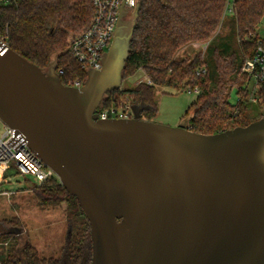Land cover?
I'll return each instance as SVG.
<instances>
[{"label":"water","instance_id":"water-1","mask_svg":"<svg viewBox=\"0 0 264 264\" xmlns=\"http://www.w3.org/2000/svg\"><path fill=\"white\" fill-rule=\"evenodd\" d=\"M139 6L120 43L122 5L102 67L81 87L0 38V120L77 199L90 225L89 264H264V117L214 134L187 120L97 117L122 83Z\"/></svg>","mask_w":264,"mask_h":264},{"label":"trees","instance_id":"trees-1","mask_svg":"<svg viewBox=\"0 0 264 264\" xmlns=\"http://www.w3.org/2000/svg\"><path fill=\"white\" fill-rule=\"evenodd\" d=\"M227 1L138 0L121 74L124 81L140 70L146 80L107 92L96 112L129 105L133 115L151 121L158 110L155 87L177 90L184 86L199 90L186 111L193 132L214 134L264 117V90L257 102H251L241 70L243 61L254 54L258 40L264 46V38L255 33L264 16V0H231L237 51L216 36ZM130 14L134 17L133 10ZM92 15L91 0H19L0 5V38L43 72H54L63 85L71 86L76 80L84 85L88 71L72 58L69 46L72 36L86 29ZM193 45L205 47L193 56L179 55ZM232 92L234 102L230 100ZM25 185L42 207L65 204L68 235L60 256L46 257L31 244L18 216L0 218V264H89L90 225L77 199L56 177L39 184L25 179Z\"/></svg>","mask_w":264,"mask_h":264},{"label":"rangeland","instance_id":"rangeland-1","mask_svg":"<svg viewBox=\"0 0 264 264\" xmlns=\"http://www.w3.org/2000/svg\"><path fill=\"white\" fill-rule=\"evenodd\" d=\"M232 15L233 12L224 14L216 30V36L219 37L222 43L237 51L238 39ZM121 19L127 25L131 24L133 17L127 8ZM255 31L259 38H264V16ZM201 50L202 47H199V45H193L190 48L183 49L179 55L182 57L193 56ZM145 80L142 71L139 70L133 76L122 81L120 87L130 88ZM188 89L184 86H180L177 90L156 86L154 99L158 110L151 121L171 127L186 121L190 115H186L187 108L196 96L194 91ZM230 100L235 101V92H232ZM133 116L132 112L129 118ZM2 127L3 122L0 120V133ZM25 179H31V177L16 174L12 168L8 169L3 175L0 181V218L18 216L22 221L29 241L37 252L46 257H58L68 235L65 204L42 207L38 204L33 191L25 185Z\"/></svg>","mask_w":264,"mask_h":264},{"label":"built area","instance_id":"built-area-1","mask_svg":"<svg viewBox=\"0 0 264 264\" xmlns=\"http://www.w3.org/2000/svg\"><path fill=\"white\" fill-rule=\"evenodd\" d=\"M17 1L19 0H0V5ZM137 3L138 0H91V21L82 33L72 36L69 46L72 58L83 70H99L102 67V58L113 37L120 8L124 5L131 12ZM229 12H233L231 0L227 1L225 7V13ZM204 47L202 46V50ZM241 70L247 79L250 101L255 103L259 100L261 90H264V46L261 40H258L254 54L243 61ZM71 86L81 87L82 83L76 80ZM188 90L196 94L199 92L197 87ZM132 112L131 107L126 105L123 109L112 107L96 113L99 119H108L129 118ZM11 168L19 175L31 177L30 180L38 184L51 177L57 178L54 171L28 147L23 135L3 123L0 133V181Z\"/></svg>","mask_w":264,"mask_h":264},{"label":"flooded vegetation","instance_id":"flooded-vegetation-1","mask_svg":"<svg viewBox=\"0 0 264 264\" xmlns=\"http://www.w3.org/2000/svg\"><path fill=\"white\" fill-rule=\"evenodd\" d=\"M128 27H129V25H127V23H124V25H123V27H121V30H122V38H121V40H120V43H121V41L123 40L124 41V37H126V35H127V32H128ZM113 38V37H112ZM111 41H112V39H111ZM111 41H110V43H111ZM122 41V42H123ZM110 45V44H109ZM97 110V109H96ZM96 112V111H95Z\"/></svg>","mask_w":264,"mask_h":264}]
</instances>
